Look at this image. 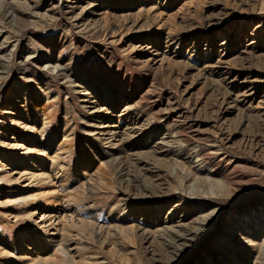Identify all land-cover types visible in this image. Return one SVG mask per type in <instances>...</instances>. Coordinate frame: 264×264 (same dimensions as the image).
Segmentation results:
<instances>
[{"label":"rangeland","instance_id":"374dc122","mask_svg":"<svg viewBox=\"0 0 264 264\" xmlns=\"http://www.w3.org/2000/svg\"><path fill=\"white\" fill-rule=\"evenodd\" d=\"M0 62V264H264V0H0Z\"/></svg>","mask_w":264,"mask_h":264},{"label":"bare ground","instance_id":"6f19581e","mask_svg":"<svg viewBox=\"0 0 264 264\" xmlns=\"http://www.w3.org/2000/svg\"><path fill=\"white\" fill-rule=\"evenodd\" d=\"M3 60V59H2ZM3 63H1L0 62V71H3L4 69V65H2ZM107 104V103H106ZM104 127V126H103ZM102 128V127H101ZM102 135V134H101ZM117 132H113V133H110L109 134V138H111V139H115L116 137H117ZM123 144V145H122ZM120 146L121 147H124L127 143H125V142H123ZM119 146V147H120ZM44 147V146H43ZM116 147V146H115ZM114 147V148H115ZM60 148V147H59ZM63 148V147H62ZM48 149L50 150V147L48 146ZM112 149V148H111ZM116 149H121V148H116ZM115 149V150H116ZM58 150V149H57ZM61 152H63L64 150H60ZM59 151V152H60ZM58 152V151H57ZM119 152V151H118ZM117 153V152H116ZM60 154V153H59ZM118 154V153H117ZM43 154H41V156H42ZM119 155V154H118ZM30 156V155H29ZM39 156V155H38ZM45 156V155H44ZM32 157V156H31ZM117 157V156H116ZM41 158V157H40ZM42 158H43V156H42ZM56 158V157H55ZM38 159V158H37ZM57 159V158H56ZM5 160V159H4ZM14 160H15V158H14ZM14 160H10V162L12 161V162H14ZM41 159H39V160H37V161H33L32 159H30V157H27L26 156V159L23 161V163H21L22 164V168L21 169H23L24 170V174H26V171L29 173V177L31 178V177H33V173H36V175H35V177L37 178V181L38 182H40L41 184H43V185H46L47 183H48V180H50L49 179V177H48V175H46V173H45V170L47 169V166L45 167V165L43 164V162H41L40 161ZM45 160V159H44ZM56 161V160H55ZM58 161V160H57ZM61 161V160H60ZM114 166L115 167H118L121 163H122V172H124V170H123V166L125 165V160H123L121 157L119 158V157H117L116 159H114ZM131 162V161H130ZM18 164V163H17ZM131 164V163H130ZM1 165V164H0ZM9 165V164H8ZM13 165V167H12V169L11 170H17V168H18V165H16V163H13L12 164ZM11 165V166H12ZM47 165V164H46ZM107 165V164H106ZM111 166V165H110ZM3 166H0V168H2ZM50 168V170L49 171H61L62 172V174L60 175V177H59V179H61V183L62 182H64L65 183V185H67V180H66V177L68 178V176L69 175H73V174H71V172H70V174H69V171L66 169H64V167H63V165L61 164V163H59V162H52L51 163V166L49 167ZM127 169V168H126ZM3 170V169H2ZM14 173V172H13ZM53 173V172H52ZM56 173V172H55ZM125 173L126 172H124V175H125ZM23 174V175H24ZM22 175V174H21ZM52 175V174H51ZM26 176V175H25ZM107 176V175H106ZM28 177V178H29ZM37 182V183H38ZM51 186H52V184H51ZM49 187V186H48ZM45 188V187H44ZM86 188V187H85ZM84 190V189H83ZM85 191V190H84ZM87 192V191H86ZM48 193V192H47ZM73 195V194H72ZM47 197L48 196H50V194L48 193V195H46ZM83 196V195H82ZM70 197V196H69ZM76 197V196H75ZM80 197V196H79ZM53 198V197H52ZM49 198H44V201L46 200H48ZM57 200H59L58 198H56ZM50 201H48V214H47V216H45V215H41V218H42V220H40V223L38 224V223H34V222H32L31 224L34 226V228H36V232H37V234H39V235H41V234H46V235H48V233L49 232H51V231H53L52 232V234L51 235H55V234H57V233H59V228H58V226H60V225H62V230L63 231H66L67 229H68V222L66 221V218L65 217H63V216H61V214L63 213L62 211L61 212H58V213H55L56 211H57V208L59 207L58 206V204L59 203H57L56 204V200H54V198L51 200V199H49ZM78 199H74V200H71L72 202H71V204L72 205H76L77 204V201ZM70 204V205H71ZM46 206V205H45ZM61 210V209H60ZM35 214V213H34ZM61 217H62V219H61ZM59 219H61V220H59ZM79 222V221H78ZM70 223V222H69ZM257 223V221L254 219V220H252V222H251V224H250V227H251V229H252V234H256V231H254V229H253V227L252 226H254L255 224ZM58 228V229H57ZM70 228V230L69 231H72L71 229L73 228H71V227H69ZM76 228V227H75ZM257 228V227H256ZM250 229V230H251ZM78 230V229H77ZM120 230V229H119ZM262 230H264V228L262 227V228H260L259 230H258V232L260 233V232H263ZM96 231V230H95ZM135 230L132 228V229H130V230H126V229H122V230H120L119 231V234L121 233V234H123V236H126V235H130L131 233H133ZM162 231H164V232H167V229H164V230H162ZM35 232V233H36ZM103 231L101 230V228L100 229H98L97 230V234L100 236L101 235V233H102ZM257 232V233H258ZM68 233V232H67ZM66 233V234H67ZM71 233V232H70ZM68 234L67 236L68 237H70L71 238V234ZM88 233H89V235L91 236L92 235V232H91V230H89L88 231ZM95 233V232H94ZM93 233V234H94ZM66 234H64V235H66ZM45 235V236H46ZM63 235V236H64ZM79 235V234H78ZM96 235V234H95ZM66 236V237H67ZM102 236V235H101ZM121 236V235H120ZM161 236V235H160ZM101 239H102V237H100ZM161 238V237H160ZM22 239V237H20V240ZM37 239V238H36ZM106 238L104 237V240H105ZM37 241V240H36ZM66 242H68L69 243V241H68V238L65 240ZM101 241H103V240H101ZM47 243V241L46 240H44V241H42V240H40V243L42 244H45V243ZM104 243V242H103ZM39 245V244H38ZM37 245V246H38ZM31 246V245H30ZM62 250V249H61ZM31 252V253H33V250H28L27 252ZM31 253H29L30 254V256L31 257H33V254L31 255ZM62 253L65 255V252H63L62 251ZM38 255V253H36L34 256H37ZM38 257V256H37ZM30 258V257H29ZM36 258V257H35ZM33 260H34V258H32ZM63 260L65 261V260H68V257L67 256H65L64 258H63ZM63 261V262H64ZM39 262V261H38ZM49 262V261H48ZM53 262V261H52ZM69 262V261H68ZM30 263H32V264H38L37 262H33V261H30ZM40 263V262H39ZM3 264V263H2Z\"/></svg>","mask_w":264,"mask_h":264}]
</instances>
